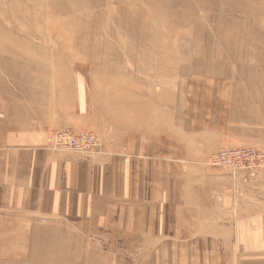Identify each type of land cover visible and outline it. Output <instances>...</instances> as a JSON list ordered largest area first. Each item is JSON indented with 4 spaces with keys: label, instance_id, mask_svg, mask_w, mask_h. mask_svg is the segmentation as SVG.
I'll use <instances>...</instances> for the list:
<instances>
[{
    "label": "rangeland",
    "instance_id": "1",
    "mask_svg": "<svg viewBox=\"0 0 264 264\" xmlns=\"http://www.w3.org/2000/svg\"><path fill=\"white\" fill-rule=\"evenodd\" d=\"M0 97L24 103L49 136L97 135L87 156L103 146L107 164H178L184 193L170 185L160 204L190 211L185 227L218 235L216 255L241 264L242 217L264 215L249 211L264 210V177L233 179L209 158L264 150V0H0ZM44 212L0 211V264H155L123 234L83 240Z\"/></svg>",
    "mask_w": 264,
    "mask_h": 264
},
{
    "label": "crops",
    "instance_id": "2",
    "mask_svg": "<svg viewBox=\"0 0 264 264\" xmlns=\"http://www.w3.org/2000/svg\"><path fill=\"white\" fill-rule=\"evenodd\" d=\"M32 117L24 103L0 97V211H47L44 213L54 218L52 223L67 225L70 236L83 233V240L90 234L103 239L110 234H123L124 246L149 250L147 254L155 264L233 263L232 256L216 255L218 235H198L202 232L185 227L190 211L170 210L160 204L168 198L170 185H178L176 189L184 193L185 177L176 168L178 164L162 157L152 160L133 154L127 162L119 157L107 164L100 160L109 157L103 146L100 153L90 157L54 151L50 149L48 124L35 123ZM118 215H123L128 224L124 230L120 228L121 221L115 219ZM263 216L257 212L242 217L239 245L244 254L238 263H264V224L260 223ZM142 221L144 224L139 225ZM222 227L233 236L234 227L229 226L230 231ZM142 235L151 238L142 241ZM153 235L159 238H152ZM229 240L226 237V242ZM100 243L96 239L92 244ZM224 245L232 246L228 242ZM188 249H193L192 256ZM134 259L129 257L128 263H137ZM87 263L88 259L82 257V264Z\"/></svg>",
    "mask_w": 264,
    "mask_h": 264
},
{
    "label": "built area",
    "instance_id": "3",
    "mask_svg": "<svg viewBox=\"0 0 264 264\" xmlns=\"http://www.w3.org/2000/svg\"><path fill=\"white\" fill-rule=\"evenodd\" d=\"M100 145L99 137L93 133L77 134L69 129H56L50 132V149L60 152L90 155ZM209 164L224 169L230 177H264V150L244 146L220 149L209 158Z\"/></svg>",
    "mask_w": 264,
    "mask_h": 264
},
{
    "label": "bare ground",
    "instance_id": "4",
    "mask_svg": "<svg viewBox=\"0 0 264 264\" xmlns=\"http://www.w3.org/2000/svg\"><path fill=\"white\" fill-rule=\"evenodd\" d=\"M197 69H199V68H197ZM185 70V69H184Z\"/></svg>",
    "mask_w": 264,
    "mask_h": 264
}]
</instances>
